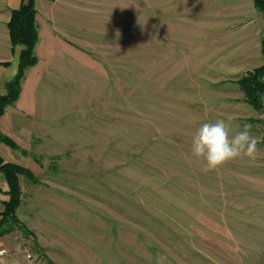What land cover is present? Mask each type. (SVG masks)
<instances>
[{"label":"rangeland","instance_id":"rangeland-1","mask_svg":"<svg viewBox=\"0 0 264 264\" xmlns=\"http://www.w3.org/2000/svg\"><path fill=\"white\" fill-rule=\"evenodd\" d=\"M69 2L71 62L2 133L14 146L0 143V156L32 177L18 176L24 232L0 236V257L264 264V113L239 83L264 64V9L254 0ZM17 62L0 73L3 94ZM229 116L230 136L251 126L257 158L203 171L192 137ZM5 189L0 173V212Z\"/></svg>","mask_w":264,"mask_h":264},{"label":"crops","instance_id":"crops-1","mask_svg":"<svg viewBox=\"0 0 264 264\" xmlns=\"http://www.w3.org/2000/svg\"><path fill=\"white\" fill-rule=\"evenodd\" d=\"M69 3V0H34L37 41L33 47V54L36 62L25 69L17 99L3 110L0 117L1 134L12 135L14 126L21 125V114L30 112L28 95L37 94L38 96L45 92L49 93L50 85L47 79L55 78L58 71L66 70L67 64L71 62V25L68 24L71 6ZM19 4L20 0L14 2L0 0V73L6 71L15 57L18 58L21 48L20 45L12 46L7 28L11 10L17 8ZM1 91L3 90H0V94H3ZM10 252L6 251V254L0 257V264H27L12 260Z\"/></svg>","mask_w":264,"mask_h":264},{"label":"trees","instance_id":"trees-1","mask_svg":"<svg viewBox=\"0 0 264 264\" xmlns=\"http://www.w3.org/2000/svg\"><path fill=\"white\" fill-rule=\"evenodd\" d=\"M254 1L257 6L264 9V0ZM7 28L12 46L20 45L21 48L18 53L16 72L5 83L6 92L0 94V117L4 108L17 99L25 69L36 62V57L33 54V47L37 41L34 0H20L19 6L11 10ZM239 83L247 102L256 111L264 113V64L247 71L245 77ZM0 143L14 146V143L1 133ZM0 173L5 180L7 188L2 191V194L6 195L7 199L3 201L4 209L0 212V236L15 228L24 232L15 215L20 196L18 176L24 175L31 178L32 174L25 166L16 162L6 161L1 156Z\"/></svg>","mask_w":264,"mask_h":264},{"label":"clouds","instance_id":"clouds-1","mask_svg":"<svg viewBox=\"0 0 264 264\" xmlns=\"http://www.w3.org/2000/svg\"><path fill=\"white\" fill-rule=\"evenodd\" d=\"M232 117L205 122L199 126L191 141V155L202 162L203 171L216 170L241 157L257 158L259 141L250 134V125L230 136ZM163 258H160L162 261Z\"/></svg>","mask_w":264,"mask_h":264},{"label":"built area","instance_id":"built-area-1","mask_svg":"<svg viewBox=\"0 0 264 264\" xmlns=\"http://www.w3.org/2000/svg\"><path fill=\"white\" fill-rule=\"evenodd\" d=\"M5 252L4 249H0V256L3 255ZM24 254H25V257L30 260V261H33V255L31 254V252L27 249L24 250Z\"/></svg>","mask_w":264,"mask_h":264}]
</instances>
